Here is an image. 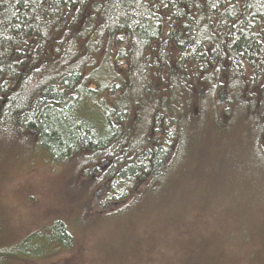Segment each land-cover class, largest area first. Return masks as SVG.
I'll return each mask as SVG.
<instances>
[{"label":"trees","instance_id":"16d2710c","mask_svg":"<svg viewBox=\"0 0 264 264\" xmlns=\"http://www.w3.org/2000/svg\"><path fill=\"white\" fill-rule=\"evenodd\" d=\"M3 130L22 138L19 151L39 148L68 168L71 188L84 195L68 216L51 220L46 236L33 231L21 244L45 238L70 250L75 241L63 225L136 224L139 212L167 209V190L194 185L200 167L207 179L196 187L195 212L207 196L204 205L214 208L219 187L227 197L228 179L257 188L264 0H0ZM97 192L111 217L87 219ZM20 243L0 247V264L54 262L52 250L39 262L17 259ZM36 251L21 248L24 258Z\"/></svg>","mask_w":264,"mask_h":264},{"label":"rangeland","instance_id":"374dc122","mask_svg":"<svg viewBox=\"0 0 264 264\" xmlns=\"http://www.w3.org/2000/svg\"><path fill=\"white\" fill-rule=\"evenodd\" d=\"M21 140L4 130L0 132V247L6 250L14 248L33 231L42 230L46 236L51 220L68 216L84 197L81 191L71 188L68 168L56 164L39 148L33 152L19 151ZM204 165L209 173L213 164L207 161ZM217 166L226 170L222 164ZM201 173L200 167L191 188L182 192L180 185L173 191L167 190L166 196L174 197L168 200L167 209L154 212L156 207L139 212L136 224L129 226L128 221L119 227L109 219L101 228L94 229L63 225L61 228L75 241L72 249L65 250L62 243L45 238L34 239L17 246V259L39 262L43 253L52 250L47 255L54 261L51 264H264V181L253 182L257 188L249 189L247 182L228 179L234 190L227 187L224 197L219 187L210 195L214 208L209 210L208 204L204 205L207 196L197 201L200 212H195L196 187L201 190L200 179H207L200 177ZM177 195L181 196L176 202ZM220 195L226 200L222 207L217 203ZM91 198L92 210L86 214L87 219L100 215L111 217L110 204L101 201L102 192L94 193ZM249 198L252 201L248 202ZM69 219L72 222L74 218ZM32 244L39 245L40 252L24 258L21 248L27 245L31 248ZM67 253L72 257L66 256ZM10 260L9 257L7 264ZM11 262L14 264L15 260Z\"/></svg>","mask_w":264,"mask_h":264}]
</instances>
